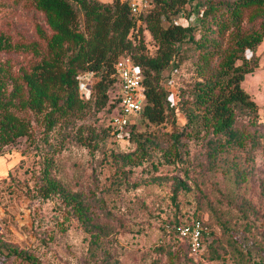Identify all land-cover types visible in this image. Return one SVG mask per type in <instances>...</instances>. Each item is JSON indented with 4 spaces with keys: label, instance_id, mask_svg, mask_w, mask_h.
Masks as SVG:
<instances>
[{
    "label": "rangeland",
    "instance_id": "374dc122",
    "mask_svg": "<svg viewBox=\"0 0 264 264\" xmlns=\"http://www.w3.org/2000/svg\"><path fill=\"white\" fill-rule=\"evenodd\" d=\"M204 1L229 19L225 2L233 0ZM192 5L188 17L176 20L196 24L195 39L181 44L163 73L175 111L158 125L133 115L117 132L118 82L98 108L94 79L86 75L80 89L86 105L54 112L52 125L50 107L36 111L11 94L19 81L27 97L22 73L48 52L53 30L35 0H0V36L12 43L0 50L8 94L16 102L10 109L31 119L29 135L0 146V264H264V38L247 50L259 65L242 86L258 107L238 110L239 139L215 136L187 114L197 82L220 70L238 33L259 28L263 16L249 7L219 29L213 13L202 22ZM141 27L154 53L156 41ZM134 33L140 34L139 26ZM30 43L39 54L24 46ZM49 179L61 188L46 195ZM72 194L85 206L84 215ZM191 216L213 229V245L198 257L164 227Z\"/></svg>",
    "mask_w": 264,
    "mask_h": 264
},
{
    "label": "trees",
    "instance_id": "16d2710c",
    "mask_svg": "<svg viewBox=\"0 0 264 264\" xmlns=\"http://www.w3.org/2000/svg\"><path fill=\"white\" fill-rule=\"evenodd\" d=\"M193 2L195 5L192 8L197 10L198 18L205 22L206 17L213 13L219 29L237 22L249 7L256 8L254 16H263L259 28L248 33H238L237 44L230 50L221 69L197 82L195 105L187 110L190 123L202 120L207 130L215 136L225 135L226 141L239 139L240 135L234 127L238 110H256L258 107L242 86V81L248 72L259 65L254 55L248 56L247 50H254L264 38V0L226 1L229 19L223 18L222 13L216 16L214 12L217 4L206 3L204 0H153L152 6L140 13L132 10L131 0H35L53 30L48 39V52L22 73L27 97H24L23 86L19 81H16L11 94H20L19 103L24 107L36 111L50 107L46 116L52 125L55 121L54 112L67 113L86 105L80 89L84 83L83 78L90 74L94 79L91 89L95 92L98 108L109 102V89L118 82L119 89L114 100L118 108L121 90L116 63L122 56L130 55L142 69L146 87V99L139 114L150 125L165 122L171 112L175 111V106L163 81V73L175 60L181 44L195 39L197 26L178 21L176 16L188 17L186 8ZM143 24L156 41L154 53L147 49L142 35ZM137 26L140 34L134 33ZM11 46L12 43L1 35L0 50ZM24 46L40 53L36 43ZM7 70L0 64V146L15 142L31 131V119L10 109V105L16 102L8 94L4 78ZM58 188L61 187H58L57 181L49 179L45 194L49 195V192ZM71 196L76 200L77 210L84 215L85 206L74 194ZM194 218H201L212 226L201 216L178 218L164 226L169 233L186 243L189 253L187 241L168 225L186 223ZM213 243L212 229V240L205 250Z\"/></svg>",
    "mask_w": 264,
    "mask_h": 264
},
{
    "label": "built area",
    "instance_id": "2783aa9c",
    "mask_svg": "<svg viewBox=\"0 0 264 264\" xmlns=\"http://www.w3.org/2000/svg\"><path fill=\"white\" fill-rule=\"evenodd\" d=\"M153 0H131L134 12L140 13L152 6ZM116 72L120 82V113L114 115L113 126L117 132L125 131L131 123V116L140 113L146 99L144 74L130 55H124L116 63ZM170 229L177 230L189 246L190 253L198 257L212 240V227L201 218L182 224H170Z\"/></svg>",
    "mask_w": 264,
    "mask_h": 264
},
{
    "label": "crops",
    "instance_id": "0c3cea01",
    "mask_svg": "<svg viewBox=\"0 0 264 264\" xmlns=\"http://www.w3.org/2000/svg\"><path fill=\"white\" fill-rule=\"evenodd\" d=\"M103 1H112V0H103Z\"/></svg>",
    "mask_w": 264,
    "mask_h": 264
}]
</instances>
